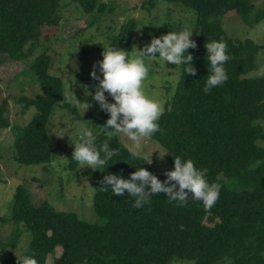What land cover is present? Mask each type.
Segmentation results:
<instances>
[{"label": "trees", "instance_id": "obj_1", "mask_svg": "<svg viewBox=\"0 0 264 264\" xmlns=\"http://www.w3.org/2000/svg\"><path fill=\"white\" fill-rule=\"evenodd\" d=\"M182 6L194 13L193 35L197 47L189 48L196 74L185 72L181 65L171 101L158 123L160 131L150 140L161 145L174 170V160H192L198 170L208 169L206 180L221 185L219 199L210 210L201 201L187 204L169 203L160 193L150 203L134 208L135 198L125 192L116 196L104 191L100 181L108 174L129 179L130 174L149 163L134 157L116 138L103 130L109 114L97 102L86 119L99 127L94 134L97 150L105 142L116 149L108 164L102 167L99 185L93 197L96 216L105 223L90 225L72 213L56 212L48 202L35 205L30 191L18 186L12 203L11 222L22 225L32 235L25 257L37 264H170L173 260L194 261V264H264V75L246 77L255 69L258 52L263 49L249 40L233 39L222 28V19L236 12L242 23L252 29L264 21V3L256 8L250 0H162ZM86 14L105 13L101 0H77ZM154 0L143 4L152 8ZM59 0H0V55L29 66L42 94L34 99L21 98L22 113L31 107L37 110L25 127L14 126L15 160L21 165L51 162V137L47 130L52 109L74 112L63 101L61 80L49 73L51 58L41 54L31 63L26 61L32 48L44 37V30L57 28L61 17ZM135 19H128L108 48L130 52ZM45 39L48 40L45 36ZM223 39L224 64L228 79L205 94L203 88L209 74L204 45ZM107 48V49H108ZM106 49V50H107ZM29 51L30 53H27ZM107 96V93H106ZM113 102L111 97H108ZM8 103L0 106V128L11 127L6 121ZM101 158L104 153L101 151ZM257 162H259L257 164ZM161 182L166 176L154 174ZM19 236L14 235L12 247ZM57 249L59 258H54ZM9 257L0 264H18Z\"/></svg>", "mask_w": 264, "mask_h": 264}, {"label": "rangeland", "instance_id": "obj_2", "mask_svg": "<svg viewBox=\"0 0 264 264\" xmlns=\"http://www.w3.org/2000/svg\"><path fill=\"white\" fill-rule=\"evenodd\" d=\"M146 1L149 0H101L106 4L105 13L86 14L77 0H59L57 12L61 17L60 25L45 29L43 39L27 48H32L27 63L41 54L50 56L49 73L61 80L63 101L75 109L74 112L57 107L52 109L47 126L52 148L51 162L48 164L21 165L15 160L12 127H25L37 113L34 107L22 113L24 104L20 99H34L42 94V90L25 62H14L8 56L0 55V106L7 101L5 119L11 125L8 129L0 128V261L9 257L22 260L32 240L31 233L22 225L11 222L13 197L20 185L30 191L35 205L48 202L56 212L75 214L87 224L101 226L105 223L93 209V197L102 168L92 170L72 160V143L77 142L85 131L94 136L99 129L95 122L86 119L93 111L95 101L92 95L99 83L90 75L93 65L103 59L104 48H108L110 39L118 34L128 19L137 21L128 52L130 58L138 55L137 50L149 45L153 37H161L170 31H192L194 26V13L183 11L182 6L154 0L149 9L143 4ZM250 1L256 8H261L264 3V0ZM222 28L233 39L249 40L263 48L257 54L255 69L246 77H257L264 73V21L249 29L232 11L223 17ZM144 62L148 68L144 81L145 95L162 102L166 109L180 80L181 65L164 64L158 58L148 57L144 58ZM97 74L102 78L98 68ZM73 94L80 102L88 103L91 107L85 111L83 107L64 99H74ZM114 138L126 149L132 147L136 150L133 142L123 134ZM258 144L264 146V142ZM139 152L154 174L165 176L166 171H172L166 150L157 142L144 139ZM14 235L19 236L15 248L12 247ZM60 254L61 250L57 249L54 258H59ZM52 259H48L49 264H52ZM170 264H194V261L176 259Z\"/></svg>", "mask_w": 264, "mask_h": 264}, {"label": "clouds", "instance_id": "obj_3", "mask_svg": "<svg viewBox=\"0 0 264 264\" xmlns=\"http://www.w3.org/2000/svg\"><path fill=\"white\" fill-rule=\"evenodd\" d=\"M167 7V5H165ZM191 31L168 32L161 37H153L149 45L142 50H137L138 55L129 57V53L118 48H104L103 59L93 65L90 73L94 80L99 83L96 86L92 99L99 104L102 111L109 114V119L102 127L111 138L123 134L131 142L135 149L129 148L132 156L139 157L142 141L150 139L160 131L159 119L164 114L165 108L162 102L149 98L144 92V81L147 79L148 68L144 58L159 59L164 64L171 63L180 65L187 64L185 72L196 74L192 67L193 57L185 53L189 48H196L195 41L190 37ZM204 47L207 50L209 62L208 76L203 91L209 93L214 87L223 85L227 79L224 64L231 59L227 52V43L221 39L207 42ZM159 53L157 57L156 54ZM97 68L101 75L97 74ZM264 75V73H262ZM107 93V96H106ZM72 97L64 98L77 107H83L85 111L91 107L88 103L80 102L73 94ZM111 97L113 102H110ZM109 129H111L109 131ZM65 135L62 134L61 138ZM96 137L85 131L77 142H73L74 150L72 160L81 166L92 170H99L111 158L117 155L116 149H110L107 142L103 143L99 150L95 146ZM101 151L104 153L101 158ZM259 162H257L258 164ZM208 169L198 170L192 160L181 161L179 157L174 160V170L166 171V180L161 182L154 174L141 167L130 174L129 179L121 178L114 174L104 176L100 181L104 191L109 190L116 196H124L125 192L135 198L134 208H141L150 203L154 195L166 194L169 203L177 202L178 205L187 204L189 194L192 200L201 201L205 210H210L219 199L221 185L209 183L206 180ZM18 264H37L32 257H24Z\"/></svg>", "mask_w": 264, "mask_h": 264}]
</instances>
